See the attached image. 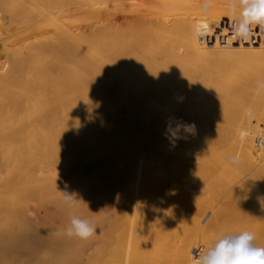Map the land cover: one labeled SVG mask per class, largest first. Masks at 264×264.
Returning a JSON list of instances; mask_svg holds the SVG:
<instances>
[{
	"label": "bare ground",
	"instance_id": "bare-ground-1",
	"mask_svg": "<svg viewBox=\"0 0 264 264\" xmlns=\"http://www.w3.org/2000/svg\"><path fill=\"white\" fill-rule=\"evenodd\" d=\"M67 1L0 0V264H195L243 231L264 247V46L204 41L264 23L255 0ZM232 139L241 161L217 153ZM73 216L96 233L68 237Z\"/></svg>",
	"mask_w": 264,
	"mask_h": 264
},
{
	"label": "clouds",
	"instance_id": "clouds-1",
	"mask_svg": "<svg viewBox=\"0 0 264 264\" xmlns=\"http://www.w3.org/2000/svg\"><path fill=\"white\" fill-rule=\"evenodd\" d=\"M252 9L251 13L245 12L246 19H264V0H255ZM184 127L191 130L194 125ZM172 135H176L175 131H172ZM63 202L68 207H75L77 204L76 199L67 194H64ZM96 229L91 220L73 216L65 234L70 238L86 240L96 233ZM254 240V234L248 231L222 236L206 251L199 250L193 256L195 264H264V247L256 246Z\"/></svg>",
	"mask_w": 264,
	"mask_h": 264
},
{
	"label": "built area",
	"instance_id": "built-area-1",
	"mask_svg": "<svg viewBox=\"0 0 264 264\" xmlns=\"http://www.w3.org/2000/svg\"><path fill=\"white\" fill-rule=\"evenodd\" d=\"M226 29L224 33L223 30ZM213 35H205L204 41L209 46L219 44L223 47L264 46V23L258 21L241 22L228 17L222 18ZM258 152H264V134L256 137Z\"/></svg>",
	"mask_w": 264,
	"mask_h": 264
},
{
	"label": "rangeland",
	"instance_id": "rangeland-1",
	"mask_svg": "<svg viewBox=\"0 0 264 264\" xmlns=\"http://www.w3.org/2000/svg\"><path fill=\"white\" fill-rule=\"evenodd\" d=\"M67 0H62V2H66ZM73 1H75V0H70V2H73ZM202 1L203 0H201V4H202ZM67 2H69V1H67ZM199 3H200V0L198 1ZM205 1H203V3H204ZM74 17V16H73ZM73 17L71 16L69 19H71L72 21H73ZM68 19V20H69ZM75 17H74V21L72 22V21H69L68 22V20H67V23H69V25H70V23L72 24V25H74V27H75V25L76 26H79V24H76V21H75ZM71 25V26H72ZM40 39V37H38V39L36 40L35 38H33L32 40L31 39H27V42L25 43V44H27V45H30L32 42H33V40H34V42H37L38 40ZM31 41V42H29V41ZM40 57V58H39ZM38 58H39V60L40 59H42L43 58V55H40ZM46 58H43V62H41L42 64H45L47 61H49L48 60V58L49 57H47V56H45ZM45 59L47 60V61H45ZM53 60L55 61L56 59L55 58H53V59H51L50 60V62H52L53 63ZM34 61H36V59L34 60ZM44 61H45V63H44ZM37 62H38V60L36 61V63L35 64H37ZM57 63V62H56ZM34 64V62L32 63H30V65H33ZM51 64V63H50ZM55 63H53V65H54ZM52 65V64H51ZM36 65H33V66H31L30 68H32V69H34V67H35ZM34 71V70H33ZM250 109H252L251 108V106H249V105H247ZM246 110H248V109H246ZM250 121H252L251 123H250V130H251V128H252V134L254 135V138H253V142H254V153H256L255 154V156H258L259 158L260 157H263L264 156V152H261V156H259L258 154H257V151H258V149H257V146H256V142H255V140H256V137L258 136V135H261V132H263L262 134H264V121H260V122H258V119H257V117H252L251 118V120ZM256 123H258V125H256ZM260 123V124H259ZM252 125H254V126H252ZM258 128H257V127ZM260 126V127H259ZM263 129V130H262ZM260 131V132H259ZM256 132V133H255ZM255 133V134H254ZM258 133V134H257ZM236 139H238V138H236ZM233 140V139H232ZM230 141V140H228V141H230V142H223L222 144L223 145H219V150L217 151V153H218V155H220V156H224L225 158H233L234 157V159L236 158H238V159H240V161H241V147H240V142H237V141H239V140H236L235 141V139L233 140V141H235V142H233V141ZM237 142V143H236ZM229 143H230V145H229ZM228 146V147H227ZM239 146V147H238ZM229 147H231V148H229ZM237 147V148H236ZM240 149V150H239ZM257 150V151H256ZM236 152V153H235ZM238 152V153H237ZM232 154V155H231ZM240 154V155H239ZM237 155H239V156H237ZM232 160V159H231ZM232 161H234V160H232ZM235 162H238V160H236ZM239 163V162H238ZM243 165V166H242ZM236 166H238V167H236V168H240L236 173L237 174H239V173H241V174H239V175H237L238 177H239V179L237 180H235V181H233V183L235 182V184H236V182L238 183V181L241 179V178H243V177H245V175H249V173H250V169L244 164V163H239L238 165H236ZM245 168H246V170H245ZM249 170H248V169ZM219 175H220V177H221V174L222 175H225V173L223 174V173H218ZM218 175V176H219ZM240 176H241V178H240ZM263 180H264V178H263ZM263 180H262V182H263ZM231 191H232V193H233V189H231ZM231 191H227V190H223L222 192H221V195L219 194L218 195V197H219V200H221V199H223V198H225V197H227V195L228 194H230V192ZM236 192V191H235ZM45 201V200H44ZM36 202V204L38 205H40V203H42L43 201L41 200V202L40 201H35ZM35 202H32L31 204H34ZM36 204H34V205H36ZM28 218L29 219H36V216L35 215H33V214H29V216H28ZM24 232V231H23ZM27 232H29V231H27ZM31 232V231H30ZM30 235H32V234H30ZM30 235H28V236H30Z\"/></svg>",
	"mask_w": 264,
	"mask_h": 264
}]
</instances>
